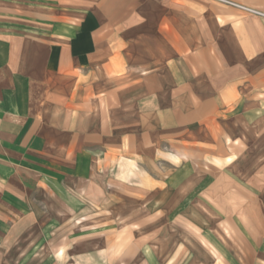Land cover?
I'll return each mask as SVG.
<instances>
[{"label": "crops", "instance_id": "1", "mask_svg": "<svg viewBox=\"0 0 264 264\" xmlns=\"http://www.w3.org/2000/svg\"><path fill=\"white\" fill-rule=\"evenodd\" d=\"M263 20L213 0H0V264L174 263L120 225L130 197L140 215L171 213L161 166L177 148L214 168L210 204L196 193V264H264ZM54 215L76 217L52 231L75 223L99 247L64 258L53 237L28 240Z\"/></svg>", "mask_w": 264, "mask_h": 264}, {"label": "rangeland", "instance_id": "2", "mask_svg": "<svg viewBox=\"0 0 264 264\" xmlns=\"http://www.w3.org/2000/svg\"><path fill=\"white\" fill-rule=\"evenodd\" d=\"M201 154V152H196L194 148L192 150L177 148L176 150H172L170 152L166 151V157L163 156L165 157V159H163L170 163V167L161 166V169H166L167 173L171 175L172 179L170 214H168L169 210H166L165 214L163 212H159L154 216H149L147 214L140 215L138 213V207L135 209L133 208L134 206L139 205L135 202V199H132L131 197L129 199H125L126 207L124 208V222L122 221L123 223L120 225L123 228V231H121L120 235H122L124 238H135L137 241H139V243L143 244V255L152 254L153 256L157 257L164 256L168 259V261H173L174 263L172 264H196L199 255L204 254L201 250V248L204 247H202L196 241L195 225L193 224L197 218L196 207L201 208L202 206L201 201L197 204L196 193L198 187L204 189V193L202 191L200 194L205 197L204 201L210 204L211 200H209V197L212 183L206 181V176L213 172L214 168L210 158H207L206 160L201 157ZM202 159L205 161L202 162ZM217 164L218 162H216L215 165L217 173L222 174V172L224 173L228 170L226 165L223 166ZM138 169H140L141 172L146 173V170L144 171L145 168L142 167L133 168L134 171L132 169H128L129 174L134 176V172H138ZM117 171V167H113L109 170V172L114 175L117 174ZM125 186L137 188L142 187L143 184L136 181L134 183H124V187ZM127 187L124 189L125 193L131 195L134 194L135 196L139 195L138 192H132V190L127 189ZM141 196H143L142 193ZM144 201H146V199H144ZM97 202H99V200H97ZM147 204L148 203L144 204L143 207L146 208ZM206 206L207 205H203L205 211L207 210ZM57 207L63 210L61 206ZM204 216L211 218V215ZM75 217L76 216L67 215L46 216L43 223L49 222L47 226L44 227L42 231L30 232L28 240H35L40 237L44 239L53 237L55 240H57V242H61L59 252L61 253L60 256L64 258L67 257V252L69 256L72 257L78 252L86 251L91 247L98 248L99 239H96L92 242L91 245L94 246H89L87 245L88 242H83L85 237L91 236V232L74 228L75 223L73 225H69V228L66 227L64 229H60L59 231H52V228L50 227V222L52 220L60 218V224H62L64 221V223L67 224L69 222H73ZM109 218L110 216H108V219ZM97 221H101L100 217L97 219ZM36 222V220H29V227L34 226ZM64 223L61 225V228H63ZM99 233L100 232L98 231H94L92 232V235ZM68 236H70V240L67 241L66 239ZM154 240L155 242H153ZM45 244L46 245L41 247L40 251L34 255L40 260L41 255L46 257L49 253H51L52 242L50 241ZM35 250L36 248L31 246L29 243L26 248L23 249V247H17L15 250H13V252L14 254H17L18 257H25V253H27L26 255L29 257L31 254H34ZM179 253L181 254L180 259L175 258ZM35 259V257L34 259H28L27 263L25 264H38L35 263ZM16 260H18V258ZM13 264H20V262L16 261ZM61 264H76V262L65 261L61 262Z\"/></svg>", "mask_w": 264, "mask_h": 264}, {"label": "built area", "instance_id": "3", "mask_svg": "<svg viewBox=\"0 0 264 264\" xmlns=\"http://www.w3.org/2000/svg\"><path fill=\"white\" fill-rule=\"evenodd\" d=\"M213 1L221 3V4L226 5V6H230V7L236 8V9H238V10H240L242 12H245L247 14L258 16L260 18H264V13H262L260 11H257L255 9H252V8L246 7V6H242V5L236 4V3L231 2L229 0H213Z\"/></svg>", "mask_w": 264, "mask_h": 264}]
</instances>
